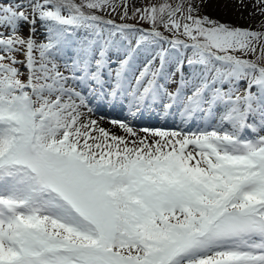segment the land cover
I'll list each match as a JSON object with an SVG mask.
<instances>
[{"label": "snow or ice", "instance_id": "1", "mask_svg": "<svg viewBox=\"0 0 264 264\" xmlns=\"http://www.w3.org/2000/svg\"><path fill=\"white\" fill-rule=\"evenodd\" d=\"M210 2L0 0V264H264V31Z\"/></svg>", "mask_w": 264, "mask_h": 264}, {"label": "rangeland", "instance_id": "2", "mask_svg": "<svg viewBox=\"0 0 264 264\" xmlns=\"http://www.w3.org/2000/svg\"><path fill=\"white\" fill-rule=\"evenodd\" d=\"M135 2L137 6H140V4L149 3L146 2L145 0H135ZM254 3L255 0H243L242 4L239 3L237 0H211V2L208 3L206 7L203 8L202 14H207L211 18L229 22L233 26H239L242 28H251L252 30H256V31H264V28L258 27V25L262 21H264V15L260 14L258 10L253 7ZM242 11L247 12L249 14L248 16H252L253 20L251 23L243 24L242 22L232 21V19L240 15ZM37 39H39V37H37ZM247 58L251 59L252 57L249 56Z\"/></svg>", "mask_w": 264, "mask_h": 264}, {"label": "bare ground", "instance_id": "3", "mask_svg": "<svg viewBox=\"0 0 264 264\" xmlns=\"http://www.w3.org/2000/svg\"><path fill=\"white\" fill-rule=\"evenodd\" d=\"M238 1V0H237ZM254 2V1H253ZM238 5V4H237ZM248 5V4H247ZM250 7V6H249ZM257 9V8H256ZM256 11V10H255ZM250 12V11H248ZM239 13V12H238ZM249 14L247 12H244L242 11L240 15L236 16V18H233L232 21H235V22H242L243 24H249L252 22L253 18L252 16H248ZM257 17V16H256ZM258 18V17H257ZM255 20V19H254ZM263 20V19H262ZM256 21V20H255ZM261 21V20H260ZM257 24V23H256ZM107 109V108H105ZM112 113H113V110H111ZM152 114L154 115H157L158 113L156 112H153ZM110 117H113V118H116V115H110ZM131 118V117H130ZM144 119L147 118V119H150L151 118V115H148L147 117L144 116L143 117ZM163 121V122H162ZM172 121V122H171ZM134 124H138V125H141V123L139 122H135L133 121ZM180 118L178 115H176L175 117H172V116H167L166 118H162V114H159L157 115V119H156V125H153V124H148V123H152L150 121H146V122H143V123H146V124H142V126H145V127H159V128H169V127H173L175 126V128H177V125H179L180 128H184L185 126L180 124ZM160 123V124H158ZM104 127L106 128H109L111 129L112 126L110 124H107L105 123L103 125ZM191 130H195V128L197 127L196 123L195 122H192L189 126H188ZM138 130V129H137ZM121 135H123V132H120ZM141 135H144V133H140Z\"/></svg>", "mask_w": 264, "mask_h": 264}]
</instances>
